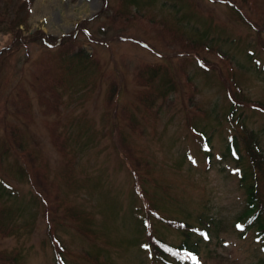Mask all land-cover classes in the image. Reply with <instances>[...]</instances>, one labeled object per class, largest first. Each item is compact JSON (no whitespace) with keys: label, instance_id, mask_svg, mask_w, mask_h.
<instances>
[{"label":"rangeland","instance_id":"obj_1","mask_svg":"<svg viewBox=\"0 0 264 264\" xmlns=\"http://www.w3.org/2000/svg\"><path fill=\"white\" fill-rule=\"evenodd\" d=\"M227 1L157 0L114 18L122 1L111 0L112 10L90 21L102 0L8 4L20 22L0 31V225L9 229L0 255L18 254L17 264H162L145 246L149 223L172 245H186L190 232L194 264L263 263L222 152L232 130L224 86L236 91L234 78L245 95L237 109L264 151V114L253 107L264 102V0H231L246 21ZM75 29L76 48L95 59L80 78L60 60V42ZM198 32L205 45L191 50L185 38ZM111 83L120 86L112 102ZM206 139L209 160L199 145ZM30 159L47 182L46 203L29 182Z\"/></svg>","mask_w":264,"mask_h":264},{"label":"trees","instance_id":"obj_2","mask_svg":"<svg viewBox=\"0 0 264 264\" xmlns=\"http://www.w3.org/2000/svg\"><path fill=\"white\" fill-rule=\"evenodd\" d=\"M4 4L0 6V31L2 32H9L14 27L18 26L20 21L16 20L17 16H13V14H10V11L8 10V4L12 3L13 0H2ZM33 0H19L18 8L20 10H27ZM122 3L119 5V7L115 10H113V16L114 18H120L124 14H129V8L130 11L139 12L141 8L144 6H148L153 4L157 0H146V3H142L140 0H121ZM103 7L100 13L96 14L94 17L88 19L87 21H90L91 19L97 17L99 14L103 13L107 10H112L111 6V0H102ZM229 6L232 7V9L241 16L245 21L247 20L245 17V12L243 9L239 7L237 3L234 1L228 0ZM249 3V6H253V2L250 0H247ZM176 10V12H179V9L176 6H173ZM19 11V9L17 10ZM258 15H264V12L259 13ZM257 15V16H258ZM182 20L184 19H190V15L187 13H184L181 17ZM187 24H189V21H186ZM177 28V27H176ZM78 29V28H77ZM77 29H75L72 33L66 35V39L71 38L68 42L61 41L60 44L66 43L64 47L61 48V62H66V71L72 76L80 78L82 77V72H84V69L90 68L92 66H95V59L93 56V53H89L84 48H76V35H77ZM180 30V28H177ZM193 30L195 32L198 31V28L196 26L193 27ZM100 31L105 32L103 28L100 29ZM181 31V30H180ZM182 32V31H181ZM184 33V32H183ZM199 34V40H190L188 37L185 38V41L189 44V49H202V47L205 45L203 40L205 39V32ZM181 34H178L176 39H178ZM51 38V37H49ZM52 39V38H51ZM44 40L43 42H45ZM51 44V42H50ZM101 44V43H99ZM249 54V60H253L254 52H248ZM196 55V54H194ZM253 56V57H252ZM252 57V58H251ZM149 70V69H148ZM233 77V73H230V78ZM163 79L166 84L171 85L172 81L167 75H163ZM233 79V78H232ZM187 80H189L187 78ZM234 81V82H233ZM231 82L232 86L236 87V91L233 90L231 93H227V85L225 87V93L229 100V103L231 104V107L228 108V112L226 113L225 117L228 121L229 126L231 127V134L230 138L225 141V144L223 146V156L226 159H230L237 169L238 174V182L240 184V187L242 188V191L245 193V209L243 212V217L246 218L245 222L248 227L253 231V235L256 237L258 243H260V247L264 250V151L259 143L258 140V132L254 130H247L246 122L242 116V112L237 109L238 103L245 100V95L243 92L242 87L237 82L236 78H234ZM86 84V83H85ZM120 89V86L118 88L111 83L109 87L110 92V98L111 102L114 99L113 96H117L118 91ZM171 88H168L170 90ZM257 106H253L254 108L258 109L260 112L264 114V102H256ZM261 103V104H259ZM126 112V111H125ZM239 112V114H238ZM116 113L114 110L113 114ZM124 113V112H121ZM239 131L242 132V134H239ZM261 132H264V127L261 129ZM56 136L59 137V132L56 128ZM209 139V138H208ZM208 139L204 140L206 143L208 142ZM15 146L17 147L16 151L25 152L26 148L24 147V144L22 141H20L17 137H15ZM201 149L204 150V144L202 141L199 143ZM208 149L206 150L205 156L207 160H209L210 157V146L209 143H207ZM125 148V147H124ZM206 148V147H205ZM25 149V150H24ZM7 151V149H6ZM27 152V156L30 157L31 152ZM120 152L124 153L123 148L120 147ZM4 156H2L0 159L2 160ZM30 163V169L33 172V176L29 177V182L32 185L33 189L36 191L37 196H39L43 203L47 202L46 195L49 193V189L47 186L46 180L41 179V173L37 165L34 161H29ZM22 170H26V166H24ZM3 187L0 186V189L6 190L7 188L4 187L3 184H1ZM4 190L2 192H4ZM167 223H170L171 225H175L177 227L178 224H175L174 222L166 221ZM174 226V227H175ZM9 230L6 226L0 225V232L4 233L5 231ZM88 228H84L83 230H87ZM149 223L145 225V233L147 235L145 236V244L148 250H150L154 258L158 260L162 264H178L171 262V259H178L182 250L188 246V241H186V245L181 244L179 247L169 245L165 243L163 239L158 237L154 232L149 233L148 231ZM191 250V249H190ZM194 251V250H191ZM184 253V252H183ZM18 254L10 255L9 257L0 255V259H9L11 262L9 264H17ZM20 257V255H19ZM179 260V259H178ZM264 264V261L263 263Z\"/></svg>","mask_w":264,"mask_h":264}]
</instances>
